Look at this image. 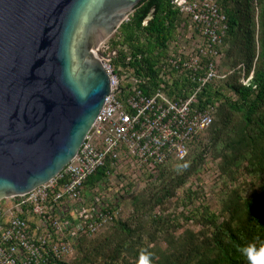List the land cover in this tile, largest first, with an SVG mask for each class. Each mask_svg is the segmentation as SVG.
Listing matches in <instances>:
<instances>
[{
    "label": "trees",
    "instance_id": "1",
    "mask_svg": "<svg viewBox=\"0 0 264 264\" xmlns=\"http://www.w3.org/2000/svg\"><path fill=\"white\" fill-rule=\"evenodd\" d=\"M172 2L143 0L119 28L109 43L110 51H118L115 71L126 70L130 58L137 76L148 77L150 87L158 84L157 64L181 24ZM219 7L228 30L219 55L204 61L219 64L223 57L220 66L229 72L207 85L199 100L201 108H216L214 123L188 142L190 158L169 159L139 183L129 182L120 201L108 204L113 214L108 234L81 237L77 257L54 264H250L244 249L264 247V0H219ZM242 67L252 76L250 86L241 82ZM126 86H120L122 99ZM185 86L183 80L175 89ZM209 153L220 160L221 189L188 214L200 193L184 187ZM108 171L109 162L85 188L100 186ZM126 202L130 215L124 219ZM181 206L185 212L178 213Z\"/></svg>",
    "mask_w": 264,
    "mask_h": 264
},
{
    "label": "built area",
    "instance_id": "2",
    "mask_svg": "<svg viewBox=\"0 0 264 264\" xmlns=\"http://www.w3.org/2000/svg\"><path fill=\"white\" fill-rule=\"evenodd\" d=\"M172 4L181 24L157 64L158 84L150 87L148 77L137 76L129 66L130 58L126 70L115 71L112 61L118 51L103 57L112 92L78 155L50 182L22 196L1 199L0 264L72 259L81 237H94L113 221L105 201L112 177L121 181L120 201L127 178L134 182L169 159L186 160L191 138L214 123L216 108H201L199 100L205 87L220 78L218 64L204 60L219 55L227 17L219 0H173ZM242 69L241 82L250 86L252 76L246 77ZM183 80L189 86L177 92L175 84ZM122 82L127 84L124 99ZM108 162L112 171L106 181L87 190L88 178Z\"/></svg>",
    "mask_w": 264,
    "mask_h": 264
},
{
    "label": "water",
    "instance_id": "3",
    "mask_svg": "<svg viewBox=\"0 0 264 264\" xmlns=\"http://www.w3.org/2000/svg\"><path fill=\"white\" fill-rule=\"evenodd\" d=\"M142 1L0 0V200L78 155L112 92L99 48Z\"/></svg>",
    "mask_w": 264,
    "mask_h": 264
},
{
    "label": "rangeland",
    "instance_id": "4",
    "mask_svg": "<svg viewBox=\"0 0 264 264\" xmlns=\"http://www.w3.org/2000/svg\"><path fill=\"white\" fill-rule=\"evenodd\" d=\"M127 21L128 20H126V22ZM115 35H116V33L111 37V39L115 38ZM111 39L106 41L100 50V53H102L103 57H105V58H109L113 52V51H110V49L107 50V47H108ZM219 61H220V63L223 61L225 62L223 57H221V59ZM220 63L218 64L219 65L218 70H219L220 78L218 79L217 83L223 81L224 80L223 78L225 77L224 75H226V73L229 72V69L221 67ZM208 142H209L208 139H206L204 141V143H208ZM190 156H191V153L189 154V158H190ZM213 158L214 157H213L212 153L206 154L205 161L203 164H201L199 172L184 187V190L192 189L193 191L199 192L200 197H201V198L199 197V199L195 200L193 203L188 205L187 210H186L187 212L188 211L190 212L193 209H197L198 207L205 206L207 203V198H210L214 193L215 194L219 193V191L221 189L222 180L220 178L221 177L220 171L218 169L220 160H214ZM144 177H141L134 182L139 183L141 181V179H143ZM126 180L128 182H133V181H130L129 178H127ZM120 182H121L120 180L112 177L111 181L109 182L110 185L108 186V188L106 190L107 195H105V201L107 203H116L118 201L117 195L119 194ZM182 197H184V195ZM123 203H124V200H122V204ZM127 205L128 204L126 202V204L124 205L123 212L121 214L124 219L128 218L130 215V210H129V208H127ZM185 209L186 208L184 206H181L177 212L178 213L183 212V211L185 212ZM189 212H188V214H189ZM110 228H111V226L110 227L108 226L103 231H101L98 235L100 236L102 234H108L110 232ZM98 235H96L97 237H95V236L94 237L98 238L99 237ZM76 257H77V253L73 256L71 261H73Z\"/></svg>",
    "mask_w": 264,
    "mask_h": 264
},
{
    "label": "clouds",
    "instance_id": "5",
    "mask_svg": "<svg viewBox=\"0 0 264 264\" xmlns=\"http://www.w3.org/2000/svg\"><path fill=\"white\" fill-rule=\"evenodd\" d=\"M244 254L249 257L250 264H264V247L257 252L254 246L244 249Z\"/></svg>",
    "mask_w": 264,
    "mask_h": 264
}]
</instances>
